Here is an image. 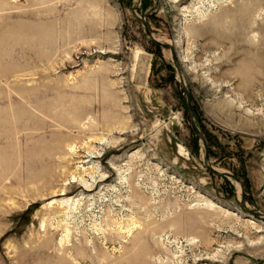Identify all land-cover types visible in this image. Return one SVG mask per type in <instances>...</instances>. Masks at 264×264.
Returning a JSON list of instances; mask_svg holds the SVG:
<instances>
[{"label": "rangeland", "instance_id": "374dc122", "mask_svg": "<svg viewBox=\"0 0 264 264\" xmlns=\"http://www.w3.org/2000/svg\"><path fill=\"white\" fill-rule=\"evenodd\" d=\"M242 196L264 214V0H0V264H264Z\"/></svg>", "mask_w": 264, "mask_h": 264}, {"label": "water", "instance_id": "95a60500", "mask_svg": "<svg viewBox=\"0 0 264 264\" xmlns=\"http://www.w3.org/2000/svg\"><path fill=\"white\" fill-rule=\"evenodd\" d=\"M142 1V0H140ZM133 11H135V9H133ZM143 26H144V30H145V33L146 35L150 38V40L158 45H163V46H166L168 48L171 49L172 51V46L168 43H162L158 40H156L150 30L148 29L147 25H146V22L144 20V18H140L138 17ZM181 80V79H180ZM181 84L182 86L184 87L185 89V93H186V107H187V113H188V118H189V122H190V126H191V129L192 131L194 132V134L202 141V144H203V147H204V151H205V156H204V164L206 166V168L211 171L213 174L215 175H218V176H226L228 178H231L232 180L236 181L237 183L240 184V187H241V190L243 192V184L241 182V180L236 177L235 175L231 174V173H228V172H219L217 171L216 169H214L208 162V152H207V146H206V140H205V137L202 133V131L198 128L197 124H196V121H195V118H194V112H193V109H192V105H191V101H190V95H189V91L188 89L185 88V85L184 83L181 81ZM240 207L242 209L243 212L245 213H248V214H251V215H254V216H258V217H262L264 218V214H262L261 212L259 211H256V210H248L244 207V202H243V196H242V199L240 201Z\"/></svg>", "mask_w": 264, "mask_h": 264}]
</instances>
